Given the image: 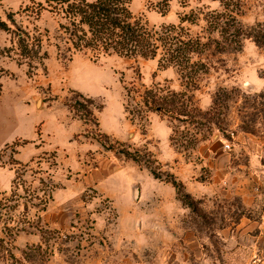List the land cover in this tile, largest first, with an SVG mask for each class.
I'll list each match as a JSON object with an SVG mask.
<instances>
[{"label":"rangeland","instance_id":"1","mask_svg":"<svg viewBox=\"0 0 264 264\" xmlns=\"http://www.w3.org/2000/svg\"><path fill=\"white\" fill-rule=\"evenodd\" d=\"M159 1L130 0L129 8L152 29L178 26L186 18L183 27L201 41L197 51L189 53L203 67L191 69L190 62L183 72L192 79L182 78L176 67L159 68L158 57L112 55L96 60L91 53H71L58 32L60 19L38 7L46 6L44 0H0L2 20L9 22L11 15L17 28L40 37L43 44L37 59L25 62L12 36L0 31V264H96L108 250L118 251L117 244L93 233L95 215L105 218L107 229L117 215L108 200L93 201L96 191L87 186L85 176L97 167L98 153L118 166L119 185H131L138 171L168 186L174 179L189 194L175 171L180 160L176 165L162 163L168 130L169 147L181 156L189 182L202 190L201 198L189 194L194 207L188 208L187 224L200 231L206 252L223 250L217 234L239 220L242 206L240 198H227L224 188L215 189L214 167L225 165L227 157L234 160L239 136L264 139V46L249 38L254 29L264 35V0H230L225 10L215 0H172L166 12ZM220 14L236 19L224 38L214 28L220 24L215 23ZM149 89L160 95L184 92V114L163 117L149 110L142 102ZM80 92L103 97L89 98ZM104 108L107 121L113 122L114 116L116 122L121 119L126 134L120 141L99 132L97 114ZM60 112H70L83 122L85 133L75 139L83 136L101 147L87 153L88 171L61 170L57 153L49 150L52 136L45 125L50 115ZM125 151L134 160L126 158ZM233 179L232 183L239 180ZM67 184L84 189V205L75 202L72 228L62 232L46 218L58 200V190ZM150 190L145 187L144 199L151 198ZM132 192L135 200L137 184ZM113 259L117 264L123 258Z\"/></svg>","mask_w":264,"mask_h":264},{"label":"crops","instance_id":"2","mask_svg":"<svg viewBox=\"0 0 264 264\" xmlns=\"http://www.w3.org/2000/svg\"><path fill=\"white\" fill-rule=\"evenodd\" d=\"M80 93L94 99L103 97L101 93ZM105 112L106 108L97 114L99 132L120 141L126 134L121 119L117 118L116 122L114 116L113 122L107 121ZM50 116V122H45L47 134L52 136L49 150L57 153L61 170L64 167L76 172L88 171L90 157L87 153L99 152L100 145L83 136L75 139L85 133V126L82 121L74 119L70 112ZM169 135L168 130L162 163L176 165V160H180L175 169L179 180L183 181L189 194L201 198L202 190L198 184L189 182L186 175L188 169L182 163L181 156L169 147ZM233 150L232 162L227 157L225 165L221 163L214 167L216 178L213 185L217 191L224 188L227 198H240L242 214L238 221L217 234L223 241V250L217 254L206 252L200 231L188 226L190 210L177 199L172 186L156 183L138 171L132 176L131 185H119V169L113 159L95 154L98 165L85 176V182L96 191L97 199L93 201L108 200L117 219L112 228L107 229L105 218L95 215L93 233L107 237L111 245L115 243L119 248L116 249L118 251L108 250L103 257L96 259V264H114L115 255L123 258L117 264H264V139L239 136ZM235 177L239 180L232 183ZM135 184L137 195L134 200L132 188ZM145 187L151 189L149 199H144ZM83 190L68 184L65 189L58 190V200L53 204L52 213L47 218L45 214L50 226L62 232L71 230L75 220V202L83 204ZM143 255L151 258H141Z\"/></svg>","mask_w":264,"mask_h":264},{"label":"trees","instance_id":"3","mask_svg":"<svg viewBox=\"0 0 264 264\" xmlns=\"http://www.w3.org/2000/svg\"><path fill=\"white\" fill-rule=\"evenodd\" d=\"M171 1H159L160 5L165 8L163 11L168 10ZM215 1L221 3L223 10L228 9V3L231 2L230 0ZM44 2L46 6L40 3L38 7L41 11L48 10L60 19L58 32L63 36V41L71 53H91L96 60L112 55L145 60L158 57L159 68L176 67L184 79H190L192 76L183 74L188 68L186 65L190 62H192L189 65L191 69L200 65L201 68L203 67L201 62H193L189 53L195 51V48L200 46L201 41L193 39L188 30L183 27L182 24L186 21L185 17L178 26H162L159 29H152L148 28L141 19L133 16L129 8L130 0H96L94 2L87 0H44ZM8 19L10 23L0 17V31L10 34L11 40L16 41L21 59H24L25 62L30 59H37L43 49L42 39L38 36H31L27 31L17 28L11 15ZM216 19L215 23L219 22L220 24L214 28H217L216 30H219L224 38L233 27L231 25L236 24V19L234 17L226 18L224 14L218 15ZM236 29L240 32L239 28L236 27ZM238 32L235 36L239 38ZM249 38L258 46H264V35L262 36L260 30L254 29V33ZM235 41L238 42V39ZM201 46L204 47L203 44ZM217 48L224 49L220 44ZM155 91L154 89L147 90L142 99L144 106L149 110L155 111L163 117H177L184 114L185 103L182 99L185 96L184 92L160 95ZM80 108L85 109L84 105L81 104ZM124 154L126 158L134 160L128 152L125 151ZM168 183L176 190L178 200L185 207L193 210L192 198L184 192L183 185L174 179Z\"/></svg>","mask_w":264,"mask_h":264},{"label":"built area","instance_id":"4","mask_svg":"<svg viewBox=\"0 0 264 264\" xmlns=\"http://www.w3.org/2000/svg\"><path fill=\"white\" fill-rule=\"evenodd\" d=\"M229 148V147H228Z\"/></svg>","mask_w":264,"mask_h":264}]
</instances>
